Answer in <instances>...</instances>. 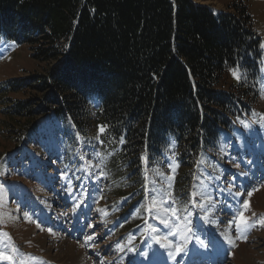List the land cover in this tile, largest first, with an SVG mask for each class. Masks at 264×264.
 Segmentation results:
<instances>
[{"label":"rangeland","instance_id":"374dc122","mask_svg":"<svg viewBox=\"0 0 264 264\" xmlns=\"http://www.w3.org/2000/svg\"><path fill=\"white\" fill-rule=\"evenodd\" d=\"M193 2L230 13L245 3L264 44V0ZM261 51L257 101L240 121L220 127L218 150L188 168L170 152L164 166H132L127 175L110 161L119 147L101 150L99 132L80 133L50 116L19 132L23 120L16 124L7 111L29 93H0V252L30 264H209L212 256L215 264H264V224L257 223L264 218ZM32 53L0 43V86L47 72ZM58 223L66 231L54 230Z\"/></svg>","mask_w":264,"mask_h":264},{"label":"trees","instance_id":"16d2710c","mask_svg":"<svg viewBox=\"0 0 264 264\" xmlns=\"http://www.w3.org/2000/svg\"><path fill=\"white\" fill-rule=\"evenodd\" d=\"M229 9L193 0H0V43L29 46L49 65L1 83L3 95L29 93L7 115L23 120L19 132L42 116L99 132L101 150L119 147L111 165L127 175L132 166H164L170 152L188 168L219 149L220 127L240 121L260 93L261 40L245 3Z\"/></svg>","mask_w":264,"mask_h":264},{"label":"snow or ice","instance_id":"6c2138e0","mask_svg":"<svg viewBox=\"0 0 264 264\" xmlns=\"http://www.w3.org/2000/svg\"><path fill=\"white\" fill-rule=\"evenodd\" d=\"M261 47L264 48V44H262ZM232 75H233V77H234L237 81L240 80V76L238 75L237 72L233 71ZM262 119H264V118H262ZM245 126H247V125H245ZM106 127H107L106 125H104V126H100V127H99V131H100L101 133H103ZM121 143H123V139H121ZM142 159H143V157H142ZM69 193L71 194V190H70V189H69ZM202 207H203V206H202ZM170 211L175 212L174 209H170ZM164 223L167 224V221H164ZM257 223L264 224V218H261L259 221H257ZM238 227H239V226H238ZM189 231H190V230H189ZM4 235H7V234L5 233ZM89 239H91V237H89ZM162 246H164V245H162ZM168 246L171 247V245H168ZM118 247H119V246H118ZM182 251H183V248L180 247V246H177V252L179 253V252H182ZM170 255H171V253H170ZM0 258L5 259V260H12V264H15V260H14L13 258L4 255L2 252H0Z\"/></svg>","mask_w":264,"mask_h":264},{"label":"bare ground","instance_id":"6f19581e","mask_svg":"<svg viewBox=\"0 0 264 264\" xmlns=\"http://www.w3.org/2000/svg\"><path fill=\"white\" fill-rule=\"evenodd\" d=\"M227 139H228L227 141H229L230 138L227 137ZM226 143L228 144V142H226ZM47 253H48V252H47ZM47 256H48V255H47ZM74 257H75V256H74ZM212 258L214 259V257H210V258L208 259V262H209V260H210L209 263L213 262ZM214 260H215V259H214ZM214 262H215V261H214ZM214 262H213V263H214Z\"/></svg>","mask_w":264,"mask_h":264}]
</instances>
